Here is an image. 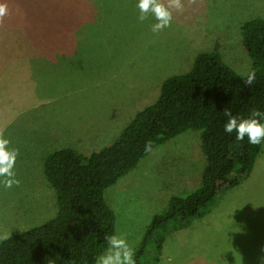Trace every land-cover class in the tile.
<instances>
[{
  "label": "rangeland",
  "instance_id": "obj_1",
  "mask_svg": "<svg viewBox=\"0 0 264 264\" xmlns=\"http://www.w3.org/2000/svg\"><path fill=\"white\" fill-rule=\"evenodd\" d=\"M167 4V0H160ZM0 135L18 150V185L0 183V240L57 213L43 174L62 147L89 154L111 144L162 82L218 52L240 77L251 69L241 25L264 18V0H181L168 28L152 31L136 0H0ZM200 131L189 128L151 150L104 191L114 234L139 249L170 196L200 184ZM2 179V178H0ZM155 264H264V144L250 176L210 202L200 217L172 223ZM151 242L141 262L150 259ZM146 264V262H142Z\"/></svg>",
  "mask_w": 264,
  "mask_h": 264
},
{
  "label": "trees",
  "instance_id": "obj_2",
  "mask_svg": "<svg viewBox=\"0 0 264 264\" xmlns=\"http://www.w3.org/2000/svg\"><path fill=\"white\" fill-rule=\"evenodd\" d=\"M241 32V49L251 60L245 76H238L218 52H200L189 71L162 82L156 100L137 111L111 144L89 154L71 147L49 152L43 174L55 191L57 213L0 240V264H95L107 247L106 238L114 234L115 216L104 191L151 150L189 128L200 131V184L185 195L170 196L166 207L152 216L136 264L158 262L172 223L202 216L210 202L247 179L262 144L225 133L224 111L244 118L253 110L264 113V18L245 21ZM250 74L254 79L247 84ZM149 242L151 258L141 262Z\"/></svg>",
  "mask_w": 264,
  "mask_h": 264
},
{
  "label": "clouds",
  "instance_id": "obj_3",
  "mask_svg": "<svg viewBox=\"0 0 264 264\" xmlns=\"http://www.w3.org/2000/svg\"><path fill=\"white\" fill-rule=\"evenodd\" d=\"M136 7L140 13L138 20L144 21L149 14L155 20L152 31L158 32L168 28L172 22V9L182 7L181 0H167V4L160 0H136ZM6 6L0 3V17L6 14ZM254 75L250 74L246 83L251 84ZM227 121L224 123L225 133L235 132V139L247 141L250 145L264 144V113L253 110L247 118L232 115L228 110L224 111ZM11 141L0 135V183L3 187L11 188L18 185L14 167L18 150L10 147ZM107 247L97 255L95 264H136L135 249L129 244L123 234H112L106 238Z\"/></svg>",
  "mask_w": 264,
  "mask_h": 264
}]
</instances>
